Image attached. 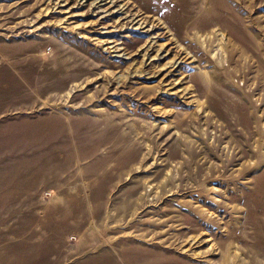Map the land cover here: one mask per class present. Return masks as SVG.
Returning a JSON list of instances; mask_svg holds the SVG:
<instances>
[{
    "label": "rangeland",
    "instance_id": "rangeland-1",
    "mask_svg": "<svg viewBox=\"0 0 264 264\" xmlns=\"http://www.w3.org/2000/svg\"><path fill=\"white\" fill-rule=\"evenodd\" d=\"M0 264H264V0H0Z\"/></svg>",
    "mask_w": 264,
    "mask_h": 264
}]
</instances>
